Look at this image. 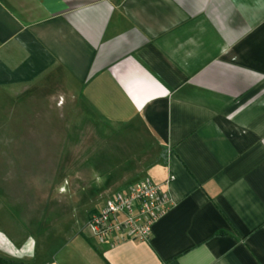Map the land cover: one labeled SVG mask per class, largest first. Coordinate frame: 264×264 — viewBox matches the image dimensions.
<instances>
[{
  "label": "crops",
  "instance_id": "obj_1",
  "mask_svg": "<svg viewBox=\"0 0 264 264\" xmlns=\"http://www.w3.org/2000/svg\"><path fill=\"white\" fill-rule=\"evenodd\" d=\"M0 95L24 126L50 128L41 142L57 126L66 143L86 121L113 128L72 165L98 201L88 215L150 172L173 177L149 239L73 231L85 264H264V0H0ZM127 128L156 162L123 165Z\"/></svg>",
  "mask_w": 264,
  "mask_h": 264
},
{
  "label": "rangeland",
  "instance_id": "obj_2",
  "mask_svg": "<svg viewBox=\"0 0 264 264\" xmlns=\"http://www.w3.org/2000/svg\"><path fill=\"white\" fill-rule=\"evenodd\" d=\"M10 102L9 108L7 103L4 108L0 104V255L31 264H85L88 240L72 233L79 229L91 235L86 217L98 201L85 200L90 192L82 189L86 183L81 175L73 177L72 165H82L85 160L81 152L90 144L95 155L100 153L95 134L106 135L110 144H114L116 134L111 127L89 125L87 121L84 124L80 117L83 124L73 130L85 134L83 141L63 142L66 127L57 126L52 127V132L56 131L59 141L41 142L39 135L51 133L50 128L24 126L22 111ZM131 129L120 134L125 155L132 154L123 165L129 167L151 159L156 162L160 148L151 146L149 140L133 141ZM90 137L95 139L92 143ZM132 143L134 151L130 149ZM71 146L74 152L67 153ZM150 173L145 177L155 176Z\"/></svg>",
  "mask_w": 264,
  "mask_h": 264
},
{
  "label": "built area",
  "instance_id": "obj_3",
  "mask_svg": "<svg viewBox=\"0 0 264 264\" xmlns=\"http://www.w3.org/2000/svg\"><path fill=\"white\" fill-rule=\"evenodd\" d=\"M172 178L170 175L163 182L143 178L117 189L88 215L85 225L91 236L111 244L123 239H149L153 224L172 202L167 189Z\"/></svg>",
  "mask_w": 264,
  "mask_h": 264
},
{
  "label": "trees",
  "instance_id": "obj_4",
  "mask_svg": "<svg viewBox=\"0 0 264 264\" xmlns=\"http://www.w3.org/2000/svg\"><path fill=\"white\" fill-rule=\"evenodd\" d=\"M0 264H31V263L11 259V258L0 255Z\"/></svg>",
  "mask_w": 264,
  "mask_h": 264
}]
</instances>
